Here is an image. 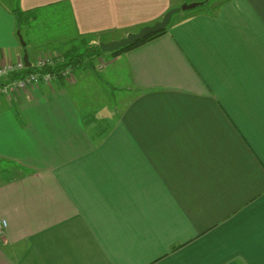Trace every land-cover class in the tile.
Instances as JSON below:
<instances>
[{"label":"crops","instance_id":"0c3cea01","mask_svg":"<svg viewBox=\"0 0 264 264\" xmlns=\"http://www.w3.org/2000/svg\"><path fill=\"white\" fill-rule=\"evenodd\" d=\"M202 1L0 0V66ZM216 4L0 97V264H264V0ZM47 10L67 35L22 45Z\"/></svg>","mask_w":264,"mask_h":264},{"label":"built area","instance_id":"2783aa9c","mask_svg":"<svg viewBox=\"0 0 264 264\" xmlns=\"http://www.w3.org/2000/svg\"><path fill=\"white\" fill-rule=\"evenodd\" d=\"M65 63V58L63 55L54 54L51 57H43L37 66L41 69L45 66L55 67ZM27 66L23 60L15 63H8L0 66V97L2 96H12L23 91L29 90L32 86L45 82L51 84L57 77L58 74L53 73H26L21 79L7 80L10 75L16 73H23L27 70ZM73 74L72 69H63L59 75L64 78H70ZM8 227L6 220H0V234H3Z\"/></svg>","mask_w":264,"mask_h":264},{"label":"trees","instance_id":"16d2710c","mask_svg":"<svg viewBox=\"0 0 264 264\" xmlns=\"http://www.w3.org/2000/svg\"><path fill=\"white\" fill-rule=\"evenodd\" d=\"M26 14V12H18L17 15L19 17V20H18V30H20L21 26L26 22L28 23L32 17H28L27 19H25L24 21H22L23 19V16ZM167 32V29L159 32V33H156V34H153V35H150L148 36L147 38H145L144 40L136 43L135 45L133 46H128L126 48H123L119 51H116L114 53H111L113 56H117L123 52H126L130 49H133L135 47H138L142 44H145L146 42L148 41H151L153 39H155L156 37H159L163 34H165ZM88 42L87 40L84 39V42L82 41V48L81 49H84L83 52H77L76 50H79V48L77 47L76 50H69L67 52L64 53V57H67L69 62L68 63H63V64H60V65H56L55 67H49V66H45L41 69L35 67V66H30L27 68V70L23 73H16V74H12L9 76V78H7V80H16V79H21L26 73H31V72H34V73H43V74H46V73H53V74H60V72L63 70V69H67L71 66H74V67H77V66H80V65H84V66H87L89 65V63H91V58L92 57H100L103 55L101 49H100V45H94V46H91V47H88L87 46Z\"/></svg>","mask_w":264,"mask_h":264},{"label":"rangeland","instance_id":"374dc122","mask_svg":"<svg viewBox=\"0 0 264 264\" xmlns=\"http://www.w3.org/2000/svg\"><path fill=\"white\" fill-rule=\"evenodd\" d=\"M206 0L202 1V3H204ZM219 1H222V0H209L207 3H204L202 4L201 6H199L197 9V11H208V10H211L212 7H217L218 4H216L217 2ZM192 4V3H191ZM201 4V3H199ZM183 6V5H181ZM47 12V16H48V19L47 20H44L42 22H40L38 24V30L37 31H34V32H26V28L24 25L21 26L20 28V32H21V35H22V38L24 40L25 43L28 44V46L32 43L33 44V47L36 46L38 40H44V39H52V37H55V38H62L64 35H67L66 33L68 32V26L64 25L62 22H61V14L60 13H53L54 10H47L45 11ZM190 12L188 11H181V12H178L177 14H175L174 16V20L176 18H182L184 16H187L189 15ZM25 19V16H23V19L22 21H24ZM59 19V20H57ZM49 20V22H48ZM35 34L36 37L38 38H35L34 40L32 38H30V34ZM77 42V41H76ZM76 42H74L76 44ZM82 42L78 41L77 44H76V47L79 48L80 52H81V48H82ZM27 50V48H26ZM111 54V53H110ZM107 55V59H109L108 55L109 53H106V54H103V56ZM105 59V58H104ZM106 61V59H105ZM11 166V164H9L8 162H1L0 161V175L2 176H5L6 174L3 173V170L9 168Z\"/></svg>","mask_w":264,"mask_h":264},{"label":"water","instance_id":"95a60500","mask_svg":"<svg viewBox=\"0 0 264 264\" xmlns=\"http://www.w3.org/2000/svg\"><path fill=\"white\" fill-rule=\"evenodd\" d=\"M208 1L209 0H206L205 3H207ZM202 4H204V3H201V4H199V3L184 4L180 8H175V9L169 11L167 14H165V16L162 18V20L157 22L155 25L144 27L138 33H130L126 37H123L119 40L111 41L108 43H100V49H101L103 54H106V53H114V52L119 51V50L126 48L128 46H133L136 43L144 40L148 36L159 33L161 31L167 29L169 27L171 21H172L173 16L175 14H177L178 12L194 10V9L198 8L199 6H201ZM18 35L20 37V41H21L22 45L25 46L26 43L24 42L21 33L18 32ZM24 62H25L27 67L31 66L29 63L28 55H26L24 57Z\"/></svg>","mask_w":264,"mask_h":264}]
</instances>
